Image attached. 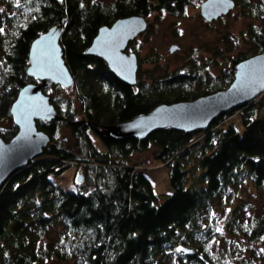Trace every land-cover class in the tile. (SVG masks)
<instances>
[{
  "label": "trees",
  "instance_id": "1",
  "mask_svg": "<svg viewBox=\"0 0 264 264\" xmlns=\"http://www.w3.org/2000/svg\"><path fill=\"white\" fill-rule=\"evenodd\" d=\"M204 1L0 0V136L10 142L19 131L11 110L20 91L42 84L29 74L33 42L62 21L60 45L75 96L51 94L64 89L60 84L42 89L58 118L37 121L49 144L0 189V264H264V206L250 214L244 201L233 204L222 228L215 215L218 205L238 200L241 188L264 193V93L203 131L166 129L117 141L104 133L163 104L225 91L238 64L264 53V0H235L255 23L246 30L253 49L221 55L219 75L204 73L213 60L143 78L135 39L126 52L138 56V81L129 85L88 53L99 30L120 19L184 17ZM152 149L172 193L158 194L146 168L132 163L135 153ZM72 166L78 169L74 192L51 178Z\"/></svg>",
  "mask_w": 264,
  "mask_h": 264
},
{
  "label": "water",
  "instance_id": "2",
  "mask_svg": "<svg viewBox=\"0 0 264 264\" xmlns=\"http://www.w3.org/2000/svg\"><path fill=\"white\" fill-rule=\"evenodd\" d=\"M235 6V0H206L201 14L211 22L229 14ZM62 24L63 21L54 30L39 36L31 46L29 74L42 84H29L20 91L11 110L19 131L10 142L0 136V189L13 173L41 155L50 142L36 123L57 119L58 113L42 89L52 84L70 87L73 83L60 45ZM148 27L143 16L120 19L111 27L99 30L88 53L104 59L120 81L136 85L139 59L136 53L128 54L126 49ZM173 51L175 47L171 48ZM262 93L264 53L238 64L234 81L227 90L193 101L163 104L149 114L107 127L104 133L109 140L117 141L129 137L143 140L155 131L166 129L188 133L203 131L218 116L253 101Z\"/></svg>",
  "mask_w": 264,
  "mask_h": 264
},
{
  "label": "rangeland",
  "instance_id": "3",
  "mask_svg": "<svg viewBox=\"0 0 264 264\" xmlns=\"http://www.w3.org/2000/svg\"><path fill=\"white\" fill-rule=\"evenodd\" d=\"M103 1L108 3L110 0ZM202 4L189 8L184 17H177L164 12L147 18L149 23L147 31L135 40V47L140 49L142 62L140 73L143 78L167 76L185 64L203 68L213 60H215V66L209 67V69L206 67L204 73L208 70L213 75H219V67L222 66L220 62L223 61L221 55H238L253 49L249 43L246 30L250 24L255 23L246 18L239 8H235L229 14L209 22L201 14ZM0 7H3L1 2ZM174 46L177 48L171 52V48ZM150 57L157 59L154 65L146 62ZM50 92L53 95L75 98L71 87H64L60 92L55 90ZM233 120H236V117ZM5 126L8 127L9 124L7 123ZM68 137H70L69 133L63 130L61 139L66 142ZM155 151L152 149L135 153L132 157V163L146 168L144 172L158 194L172 193L173 189L168 171L159 161L154 160ZM77 170L76 166H72L60 175L51 178L55 184L67 191L74 192L77 191L75 181ZM237 196L238 200L235 203L232 202L227 206L222 205L220 207L218 205L215 208V215L218 221H221V228L225 223L226 209L231 210L233 204L235 205L237 202L244 201L249 205L250 214L262 211L264 193L261 194L253 188L244 187L239 190Z\"/></svg>",
  "mask_w": 264,
  "mask_h": 264
},
{
  "label": "snow or ice",
  "instance_id": "4",
  "mask_svg": "<svg viewBox=\"0 0 264 264\" xmlns=\"http://www.w3.org/2000/svg\"><path fill=\"white\" fill-rule=\"evenodd\" d=\"M17 3H18V0H17ZM0 12H3V9H0ZM2 31H3V29L0 28V32H2ZM217 231H220V229H217ZM178 251H179V249H178Z\"/></svg>",
  "mask_w": 264,
  "mask_h": 264
},
{
  "label": "bare ground",
  "instance_id": "5",
  "mask_svg": "<svg viewBox=\"0 0 264 264\" xmlns=\"http://www.w3.org/2000/svg\"><path fill=\"white\" fill-rule=\"evenodd\" d=\"M174 47H175V50H176L177 47H176V46H174ZM173 52H174V51H173Z\"/></svg>",
  "mask_w": 264,
  "mask_h": 264
}]
</instances>
